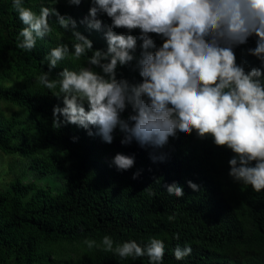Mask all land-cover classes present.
<instances>
[{
  "label": "trees",
  "instance_id": "obj_1",
  "mask_svg": "<svg viewBox=\"0 0 264 264\" xmlns=\"http://www.w3.org/2000/svg\"><path fill=\"white\" fill-rule=\"evenodd\" d=\"M12 5L13 0H0V101L20 110L9 116L0 105V150L27 156L31 168L40 173L61 171L65 186L55 190L16 177L11 187L0 189V264H151L147 255L121 258L114 251H104L101 241L106 235L114 248L131 240L142 247L151 238L162 240V264H264V190L256 192L229 176L231 149L215 145L210 136L201 139L195 131H177L165 145L153 147L141 146L135 139L122 143L125 133L119 126L111 143L77 125L55 128L53 108L63 107L62 97L53 95L58 87L48 90L38 77L48 71L50 50L63 43L71 51L75 38L70 28H61L56 17L50 16L52 32L38 38L31 51L19 48V32L26 25ZM23 6L36 14L41 7H56L77 21L76 30L92 40L94 50L106 51L105 31L80 23L88 15L91 0H81L78 6L67 0H23ZM98 18L111 24L106 14ZM113 31L137 37L134 55L138 59L140 30ZM150 35L160 47L163 38ZM256 41L253 35L233 47L237 64L246 72L264 68L248 51L256 47ZM91 55L76 61L66 58L49 78L60 79L58 73L64 68L102 72L88 63ZM136 64L134 59L118 65L117 78L142 82ZM130 114L129 105L121 119L127 120ZM91 131L97 129L91 127ZM117 153L134 157L133 167L119 170L113 163ZM188 181L198 189L189 187ZM174 182L183 187L182 197L167 192ZM170 216L174 219L169 220ZM86 239L95 240L97 246L88 249ZM177 245L190 246L191 254L177 260Z\"/></svg>",
  "mask_w": 264,
  "mask_h": 264
},
{
  "label": "clouds",
  "instance_id": "obj_2",
  "mask_svg": "<svg viewBox=\"0 0 264 264\" xmlns=\"http://www.w3.org/2000/svg\"><path fill=\"white\" fill-rule=\"evenodd\" d=\"M67 2L78 6L81 0ZM12 6L26 25L19 32V48L31 51L38 38L52 32L50 16L56 17L61 28H70L75 38L71 51L63 43L50 50L48 71L38 77V83L48 90L59 88L53 95L62 97L63 107L53 108L55 128L77 125L111 143L119 126L125 133L122 143L135 139L141 146L153 147H162L177 131H195L199 138L210 136L215 145L231 149L229 176L234 181L250 185L256 192L264 190V68L246 72L233 51L235 45L255 35L256 47L248 51L264 64V0H91L88 15L80 23L89 29H106V51L94 50L92 40L76 30L77 21L56 7H41L36 14L23 6V0H13ZM103 14L111 24L104 25L98 18ZM116 28L129 33L140 30L138 59L134 55L137 37L117 34ZM151 33L163 38L160 47ZM89 52L88 63L102 72L64 68L58 73L60 79L49 78L61 61L69 57L76 61ZM134 59L142 82L118 79V65ZM129 105L133 114L121 119ZM134 162V157L121 153L113 158L119 170L130 169ZM188 184L198 189L192 181ZM167 192L184 195L183 187L175 182L167 186ZM83 243L88 249L97 246L95 240ZM101 244L104 251H114L121 258L147 255L151 264H162L165 251L164 242L156 238L145 247L131 240L114 248V241L106 235ZM191 252L190 246L177 245L174 256L181 260Z\"/></svg>",
  "mask_w": 264,
  "mask_h": 264
},
{
  "label": "rangeland",
  "instance_id": "obj_3",
  "mask_svg": "<svg viewBox=\"0 0 264 264\" xmlns=\"http://www.w3.org/2000/svg\"><path fill=\"white\" fill-rule=\"evenodd\" d=\"M99 31H106V29ZM0 105L6 115L9 116L20 110L18 106L9 102L0 101ZM30 163L31 160L23 154H6L0 150V189L5 190L11 187L10 182L16 177H20L24 182L36 180L40 186L50 185L55 190L65 186V177L61 171L52 174H43L32 169Z\"/></svg>",
  "mask_w": 264,
  "mask_h": 264
}]
</instances>
